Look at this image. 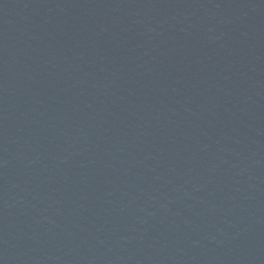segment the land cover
Listing matches in <instances>:
<instances>
[{
    "label": "water",
    "instance_id": "water-1",
    "mask_svg": "<svg viewBox=\"0 0 264 264\" xmlns=\"http://www.w3.org/2000/svg\"><path fill=\"white\" fill-rule=\"evenodd\" d=\"M0 264H264V0H0Z\"/></svg>",
    "mask_w": 264,
    "mask_h": 264
}]
</instances>
